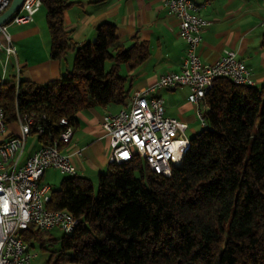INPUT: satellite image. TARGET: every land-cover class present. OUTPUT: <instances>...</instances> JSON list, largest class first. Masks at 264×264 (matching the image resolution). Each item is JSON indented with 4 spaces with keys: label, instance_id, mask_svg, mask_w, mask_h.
Returning a JSON list of instances; mask_svg holds the SVG:
<instances>
[{
    "label": "trees",
    "instance_id": "16d2710c",
    "mask_svg": "<svg viewBox=\"0 0 264 264\" xmlns=\"http://www.w3.org/2000/svg\"><path fill=\"white\" fill-rule=\"evenodd\" d=\"M41 1L50 57L64 61L74 52L73 67L46 85L0 84L6 123L37 113L52 123L66 118L74 127L85 109L127 100L120 68L142 65L149 57L146 45L136 40L125 48L112 23L98 26L94 43L78 45L64 25L70 0ZM203 114V130L190 139L183 166L170 177L151 173L136 157L110 164L96 195L86 178L63 179L48 208L71 212L79 225L60 240L49 263L264 264V88L220 78ZM41 232L30 227L25 242L31 246Z\"/></svg>",
    "mask_w": 264,
    "mask_h": 264
},
{
    "label": "built area",
    "instance_id": "2783aa9c",
    "mask_svg": "<svg viewBox=\"0 0 264 264\" xmlns=\"http://www.w3.org/2000/svg\"><path fill=\"white\" fill-rule=\"evenodd\" d=\"M162 2L167 12L178 19L179 36L186 44L181 71L163 75L155 85L136 91L127 107L104 116L102 127L110 140V164L121 165L138 157L151 173L170 177L173 169L183 166L190 140L186 136L188 125L166 115L165 102L159 93L188 87L191 91L188 101L198 107L197 117L204 127L205 99L218 79L226 78L246 87H255V82L233 51H226L212 63L201 60L198 48L202 33L211 22L200 14L201 6L195 0ZM11 3L12 0H0V16ZM41 7V0H25L20 13L0 27V53L6 56L1 83L9 58L16 54L7 27L31 22ZM16 124L20 133L8 135L6 115L0 107V264H31L36 255L23 235L32 226L40 231L57 228L64 235H71L79 225L71 212L48 208L53 189L42 182L49 169L71 177L78 175L71 157L62 152L73 141L74 127L66 118L52 123L46 115L37 113L18 116ZM30 136L46 137V143L21 164Z\"/></svg>",
    "mask_w": 264,
    "mask_h": 264
},
{
    "label": "crops",
    "instance_id": "0c3cea01",
    "mask_svg": "<svg viewBox=\"0 0 264 264\" xmlns=\"http://www.w3.org/2000/svg\"><path fill=\"white\" fill-rule=\"evenodd\" d=\"M195 1L201 6L200 14L211 22L203 31V40L198 48L201 60L212 63L226 51H233L250 71L255 87L264 88V0ZM70 2L71 6L64 13V25L76 44L95 42L98 26L102 23H112L116 26L117 37L125 44V48H131L137 40L149 50L148 59L139 67L132 69L124 65L120 68V75L126 78L125 87L129 92L127 100L107 108L92 106L77 115L73 141L64 146L62 152L71 157L78 176L85 178L87 174L96 172L100 176L110 167L111 145L102 127L104 116L127 107L136 91H143L155 85L163 75L180 72L186 55V44L179 36L178 19L167 12L162 0ZM7 34L16 54L9 58L4 83H7V78L10 77L8 83L13 85L19 80L46 85L60 80L71 71L74 52L69 53L64 61L50 57L51 35L44 6L33 16L31 22L9 25ZM2 41L6 44L4 38ZM3 59L6 60V56L0 53V63ZM10 68L11 73L8 70ZM3 72L4 68L1 79ZM190 93L188 87L165 89L159 93L165 102L166 115L169 113L171 118L186 123L187 131L190 130L189 125L197 120L198 110L196 105L188 101ZM164 95L166 99L163 98ZM204 108L205 106L203 110ZM19 133L16 123L8 125V135ZM31 137L36 138L35 143L41 148L40 139L36 136L29 138ZM28 139L21 164L36 152L35 143L27 152ZM50 171L57 170L46 171L42 182L48 185L50 184L46 183V174Z\"/></svg>",
    "mask_w": 264,
    "mask_h": 264
},
{
    "label": "rangeland",
    "instance_id": "374dc122",
    "mask_svg": "<svg viewBox=\"0 0 264 264\" xmlns=\"http://www.w3.org/2000/svg\"><path fill=\"white\" fill-rule=\"evenodd\" d=\"M94 43V42H93ZM69 60V59H67ZM66 60V61H67ZM5 60L3 59L0 63V84L1 83V73H2V66L4 65ZM66 63V62H65ZM73 67V62H72ZM110 65L107 64V67ZM9 73H11V68L8 69ZM72 70V68H71ZM8 81H10V77L7 78ZM7 81V82H8ZM164 99H166V96H163ZM168 116L171 117V115L168 113ZM180 120V119H178ZM181 121V120H180ZM190 130L187 131L186 136L190 140L194 135L200 133L203 130L202 124L200 120L197 117V120L189 125ZM36 142V138L31 137L28 139L27 142V152L32 148L33 143ZM35 151H38L40 149V146L38 143L34 144ZM34 151V152H35ZM81 176V175H80ZM67 176L62 174L59 171H50L46 174V183H49L53 190H58L60 188L61 182L63 179H65ZM85 178H88L94 188L95 195L98 192V180H99V174L96 172L95 174H87ZM64 237V233L60 229H53L51 231H42L41 237H39L37 240H34L32 243V253L36 255V257L33 259L32 264H50V255L51 253L57 252L60 249V240ZM43 243L45 246V249L41 247V244Z\"/></svg>",
    "mask_w": 264,
    "mask_h": 264
},
{
    "label": "water",
    "instance_id": "95a60500",
    "mask_svg": "<svg viewBox=\"0 0 264 264\" xmlns=\"http://www.w3.org/2000/svg\"><path fill=\"white\" fill-rule=\"evenodd\" d=\"M24 2L25 0H12L10 7L0 16V27L20 13Z\"/></svg>",
    "mask_w": 264,
    "mask_h": 264
}]
</instances>
